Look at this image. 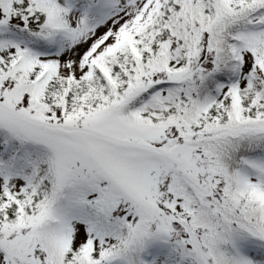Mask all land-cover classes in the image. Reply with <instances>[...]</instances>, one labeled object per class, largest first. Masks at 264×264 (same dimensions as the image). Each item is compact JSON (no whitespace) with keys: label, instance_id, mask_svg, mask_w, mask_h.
Masks as SVG:
<instances>
[{"label":"snow or ice","instance_id":"1","mask_svg":"<svg viewBox=\"0 0 264 264\" xmlns=\"http://www.w3.org/2000/svg\"><path fill=\"white\" fill-rule=\"evenodd\" d=\"M0 264H264V0H0Z\"/></svg>","mask_w":264,"mask_h":264}]
</instances>
